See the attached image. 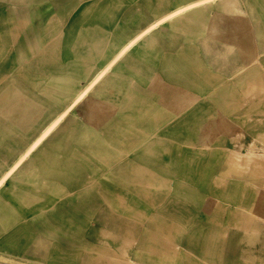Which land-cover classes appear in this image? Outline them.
<instances>
[{
	"label": "crops",
	"instance_id": "0c3cea01",
	"mask_svg": "<svg viewBox=\"0 0 264 264\" xmlns=\"http://www.w3.org/2000/svg\"><path fill=\"white\" fill-rule=\"evenodd\" d=\"M134 1L138 2L0 0V264H111L116 258L122 262L134 251L138 264H159L166 255L171 264H243L245 245L240 236L250 231L252 220L245 218L246 208L240 201L259 199L256 192L221 191L226 179L219 167L210 181L215 191L182 192L172 197L189 201L181 203L180 215L172 212L177 204L171 207V191L152 192V197L144 193L145 187L152 191L158 186L160 163L142 157L127 137L157 136L161 129L123 126L121 108L128 102L124 96L128 84L141 89L135 101L148 90L143 78L145 67L149 70L150 66L143 56L158 51L153 48L150 54L144 53L133 48V43L122 52L127 59L118 63L123 55L118 54V47L98 58L101 49L88 47L89 42L84 47H73L70 42L75 40L69 38L75 31L71 33L73 25H78L77 30L91 29L87 33L94 35L97 22L111 23L113 7L121 8L123 23V9ZM191 1L195 0L183 4L185 16ZM198 4L201 13L206 5L207 16L203 15L207 22L219 14L234 19L237 11L247 7L249 24L264 23V0H200ZM102 5L108 12L105 9L104 19L97 20L96 9ZM250 9H255L257 20L252 19ZM138 31L132 30L121 44ZM145 34L134 40L153 39L149 32ZM257 39L261 38L255 34V50L264 44H257ZM16 56L18 61L12 59ZM151 60L154 69L159 59ZM102 68V78L73 103ZM155 77L153 72V91L159 87ZM251 85L264 87V81L248 80L244 86ZM246 89L241 94L237 91L233 103L264 104V91L247 93V103L242 102ZM255 114L251 109L245 113L247 119L256 118ZM101 119L102 124L97 123ZM215 179L224 181L219 186ZM160 200L168 201L163 225ZM225 200L233 201L232 207L223 204ZM135 201L140 202L133 206ZM256 206L253 220L264 225V209ZM99 227L105 235L114 233L119 239L101 241ZM159 235L164 236L163 242L155 240ZM129 242L135 244L131 250ZM253 249L247 264H254L251 258L261 255L263 261L257 264H264V246L262 253L256 245ZM179 252L181 259L177 258Z\"/></svg>",
	"mask_w": 264,
	"mask_h": 264
},
{
	"label": "rangeland",
	"instance_id": "374dc122",
	"mask_svg": "<svg viewBox=\"0 0 264 264\" xmlns=\"http://www.w3.org/2000/svg\"><path fill=\"white\" fill-rule=\"evenodd\" d=\"M199 1L196 2L197 5L194 4L195 7L189 8L185 19L181 22L176 14L165 15L177 6L183 5L185 0L134 1L130 7L123 9V23H120L121 8L115 7L111 11V23L97 22L94 35L87 33L89 30L91 32V29L77 30L74 27L78 25H73L71 33L75 31L69 37L70 39L75 37V40L70 41L73 47H84V42L85 44L89 42L88 47H94L97 51L101 49L96 56L99 58L103 54H109L110 50L114 51L126 36H130L132 30H140L149 25L153 19L158 20L156 28L149 32L153 39L136 40L135 45L133 44V48H141L144 53L149 51L148 54H150L153 48L158 51L153 56H143L145 65L150 66L149 70L145 67L143 78V82L149 85V88L144 89L145 93H139L141 96L135 101L141 89L129 87L131 84H128L124 89V96L128 97V102L122 103L121 111L124 112L122 114L123 126L127 124L128 128L134 127L139 130L143 129V131L157 127L161 129L160 135L157 136L134 135L127 139L128 144L135 145L134 149L142 157L152 161L158 160L160 163V167L157 168L158 186L153 187L152 191H150L151 188L145 187L144 193L147 192L146 195L150 193L152 197V192L162 195L163 192L171 191V207L177 204L172 212L178 215H180L178 211L180 205L189 201L172 199V197H176V193L182 195V192L215 191L216 188L210 181L219 167L226 179L221 189L224 192L257 193L264 180V145L259 137V134H264V104L256 105L253 111L256 112V118L247 119L245 113L248 112L249 105L233 103L238 95L237 91L241 94L246 89L244 85L248 80L264 81V44L261 47L256 46L258 48L255 50L253 40L256 34L261 38L257 39L256 43L264 42V23L249 24L247 7L243 9L244 12L246 11L245 14L243 11H237L234 19L219 14L217 18L207 22L204 17V15L207 16L206 5L203 13L200 12V17L191 13L195 10L200 11ZM246 5H248L247 1H245ZM105 9L103 5L96 9L97 20L104 19ZM254 10L250 9L249 13L253 20H257L258 17L255 16ZM240 13L244 17L240 18ZM153 14L158 19H155ZM93 37H95L94 41ZM122 54L119 58L122 59L118 63L127 59V53ZM152 57L154 60L159 59V65L154 66V69L151 66ZM254 57H257V62L250 64V59ZM19 58L16 56L12 59L18 61ZM153 72L156 74L154 80H159V87H155L154 91L151 89ZM255 91L263 92L264 87L251 85L244 92L242 102L247 103V97L244 95L253 94ZM261 95L264 97V93ZM102 113L103 111L100 112ZM225 114L229 117L227 118ZM101 122L102 119L97 121V123ZM251 148L259 153L252 157L250 163L243 162L247 165L244 173L224 172L232 154H245ZM169 161L171 164L168 163ZM223 181V179H215V184L220 186ZM144 186H146V181ZM257 197L262 199L241 200L240 202L244 204L243 208H253L252 203L259 202L256 207L264 209V191ZM137 201L132 205L136 206L140 202ZM149 202L151 203L152 200ZM232 202L225 200L223 204L232 207ZM167 204V200H160L161 225L165 223L164 217L168 215L165 211ZM250 211L252 212L248 213L246 210V214L244 213L246 219H256L254 211ZM132 219L134 221V217ZM253 221L254 225L257 220ZM256 224L258 227L254 230L255 235H248V232H252L250 229V231L241 233L240 236V242L245 245L242 254L243 264H247L248 253L254 250L253 245L257 246L260 253L263 252L264 225L259 222ZM250 225L251 223L249 228ZM133 226L135 227V223ZM111 234L113 236L109 232L105 235L103 228L99 227L101 241L116 242L119 239L114 233ZM224 234L226 235L225 232ZM162 239L164 236L159 235L155 240L163 242ZM129 245L131 246L128 250H131L135 244L131 242ZM165 248H169L167 244ZM117 253H121L119 248ZM179 253L177 258L181 259L182 256ZM135 258L137 257L134 251L132 255L129 253L128 256L125 255L122 262L116 258L111 264H138ZM160 258L159 264H171L167 255ZM251 260L257 264L259 260L263 261V257L261 255ZM7 261L6 259L5 262ZM147 262L151 263V260Z\"/></svg>",
	"mask_w": 264,
	"mask_h": 264
},
{
	"label": "bare ground",
	"instance_id": "6f19581e",
	"mask_svg": "<svg viewBox=\"0 0 264 264\" xmlns=\"http://www.w3.org/2000/svg\"><path fill=\"white\" fill-rule=\"evenodd\" d=\"M198 0H195V1H192V2H189L188 4H186L187 5V11L189 10V8H191V5H194V4H196V2H197ZM197 5V4H196ZM195 5V6H196ZM113 8H115V7H113ZM171 13H173V14H176L177 15V17H179L180 18V22L182 21V20H184L185 19V6L184 5H179V6H177L176 8H174L172 11H170V12H168V14H166L165 16H167V15H171ZM191 13H195V15L197 16V17H200V11H197V10H195L194 12H191ZM189 15H190V12L188 13V17H189ZM164 16V17H165ZM239 17L240 18H242V17H244V15L242 14V13H240V15H239ZM157 24H158V20H153L149 25H147V26H145L144 28H141L139 31H138V33L135 35L134 34V36L132 37V38H130V39H128L127 41H125L123 44H119V46H118V54L119 53H122L124 50H126V49H128V48H130L132 45H133V43H134V41H136V40H134L136 37H140L141 35H143V34H145L146 32H150V31H153V29H155L156 28V26H157ZM146 35V34H145ZM141 43V42H140ZM139 43V44H140ZM114 45V44H113ZM109 48H111V47H109ZM115 57V56H114ZM256 58L257 57H254V58H251L250 59V64H252V63H255V62H257V60H256ZM113 60V59H112ZM112 60H109V62H108V64L110 65L111 63L110 62H112ZM107 64V63H106ZM103 67H105V66H103ZM106 67H109V66H107L106 65ZM106 69V68H105ZM104 75V69L102 68L101 70H99L98 72H96V74L91 78V80L90 81H88V83L83 87V89L82 90H80V92L76 95V97L75 98H73V103L74 102H77V100L80 98V97H82L83 95H85V93L90 89V86L92 85V84H94V82L95 81H97L98 79H101L102 78V76ZM118 78H119V76H115V80L116 81H118ZM3 79V78H2ZM71 103V102H70ZM72 103V104H73ZM107 103V102H106ZM72 104H70L69 106H72ZM68 105V104H67ZM75 105V104H74ZM254 106H256V105H253V104H251L250 106H248L249 107V109H251V110H253L254 111ZM66 107V106H65ZM248 109V108H247ZM61 113H59L58 115H60ZM63 116V115H62ZM58 117V116H57ZM53 121V120H52ZM56 122H57V120H56ZM51 123V122H50ZM46 127V126H45ZM129 126L127 125V128H128ZM46 129V128H45ZM44 129V130H45ZM44 133V132H43ZM40 135V134H39ZM41 135H43V134H41ZM38 136V135H37ZM37 136H36V138H37ZM39 137V136H38ZM259 137H260V140H261V142H262V145H264V134H259ZM170 140V139H169ZM205 148V147H204ZM33 149V148H32ZM259 152L257 151L256 152V150L254 149V148H251L249 151H247V153H245V154H242V153H234V154H232L231 155V159H230V161H229V164L226 166V168L224 169V172H226V173H229V172H233V173H238V174H240V173H244L245 171H246V164L247 163H250L251 161H252V157L253 156H255V155H257ZM20 156V155H19ZM130 156V155H129ZM258 157V156H257ZM262 157V156H261ZM243 162H245L246 164L244 165L243 164ZM155 189V188H154ZM264 191V180H263V182H262V185H261V189H259L258 188V190H257V194L258 195H260L262 192ZM259 202H257V204H258ZM256 206V205H255ZM254 206V207H255ZM253 207V208H254ZM246 208V207H245ZM253 208H248L247 207V211H248V213L249 212H252V211H250V210H252ZM1 212V211H0ZM246 214V213H245ZM248 215H250V214H248ZM245 218H247V217H245ZM249 218V217H248ZM252 218V217H251ZM256 218V217H255ZM253 219V218H252ZM252 219H249V220H252ZM253 221V220H252ZM254 222V221H253ZM256 222L257 221H255V224L253 225V223L251 222V225H250V229L252 230V232H248L249 234L248 235H250V236H252V235H255L256 234V231L254 232V230L255 229H257L256 227H258L257 226V224H256ZM264 222V221H263ZM224 234V233H223ZM252 234V235H251ZM225 235V234H224ZM248 238V237H247ZM50 240V239H49ZM5 254V253H4ZM7 255V254H6ZM113 257V256H112ZM111 258V257H110ZM116 258V257H115ZM128 260V259H127ZM126 261V260H125ZM124 261V262H125ZM37 263H38V261H37ZM131 263V262H130ZM127 264H129V263H127ZM133 264V263H132Z\"/></svg>",
	"mask_w": 264,
	"mask_h": 264
}]
</instances>
